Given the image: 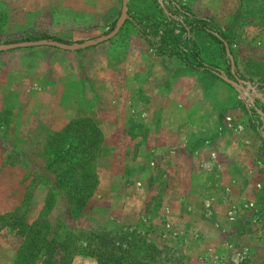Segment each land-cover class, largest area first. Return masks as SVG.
Returning a JSON list of instances; mask_svg holds the SVG:
<instances>
[{
    "label": "rangeland",
    "instance_id": "rangeland-1",
    "mask_svg": "<svg viewBox=\"0 0 264 264\" xmlns=\"http://www.w3.org/2000/svg\"><path fill=\"white\" fill-rule=\"evenodd\" d=\"M6 1L0 0V6ZM117 1V5L109 3L110 7L106 3L83 0H8L7 20L12 26H0V43L36 39L77 43L95 38L112 29L120 9V0ZM172 1L179 6L177 10L168 0H129V3L126 1L125 14L144 31H148L150 22L156 25L155 39L159 35L164 36L170 48L187 54L189 60H192L189 50L199 52L202 60L213 67L202 70V84L215 81L227 85L242 112L234 116L249 133L223 134L217 143L211 145L212 148L208 146L197 157L191 151L188 156H175L179 160L161 162L162 155L151 150L155 139L150 134L153 127L148 130L142 108L138 107L145 101V95L137 91L138 105H134V110L113 113L112 100L105 99L109 102L105 105L98 97L99 89L106 95H112L113 91L108 92L104 83L85 75L82 70L81 76L68 83L66 93L79 99L76 104L78 114L90 117L97 126L99 119L104 121V132L113 139L110 148L100 150L95 161L98 181H112L108 174L113 169L109 165L126 162L119 170L122 181L124 179V183L131 184L135 181L142 184L152 182L155 193L145 204L144 201L140 203L141 195L134 190L124 196L128 197L124 201L113 197L104 201L98 197V190L92 193L81 214L70 219L67 216L68 205L61 193L46 183H51V177L46 175L43 180L35 175L45 161L44 143L55 132L51 128L55 117L59 116V111L52 104L41 105L44 100L38 94L42 92L38 88L42 82L34 68L40 62L44 65L41 71H48L49 64L47 56L36 52L38 48L59 52L58 48L24 47L30 49H17L25 52L17 57L0 53V67L8 69L9 78L13 81H5L12 85V90L0 92V143L8 152L0 165L5 167L2 172L0 168V214L13 210L25 199L24 208L30 210L35 206L38 215L43 204L34 196L36 192L41 195L44 192L49 196L48 210L44 214L49 224V237L61 239L66 230L103 228L111 232H126L124 229L133 228L159 249L160 252L151 256V264H264V0ZM158 3L169 8L174 20L165 19ZM38 14L53 24L49 35L32 33L29 28L17 29L18 22L29 26L41 23L43 20L36 18ZM186 14L207 19L209 30L216 36L220 34L225 44L224 53L204 34L193 35L200 51L197 46L196 49L190 47L193 40L190 38L188 43L178 25V21L188 22ZM146 17L149 21L143 20ZM4 20V14H1L0 25ZM170 34L175 35L173 44ZM29 50L33 53L28 55L26 52ZM81 50L84 49L75 52L80 53ZM173 62L181 67L179 59ZM25 65L31 67L27 69ZM108 79L107 84L113 89V76ZM125 79L127 82L128 78ZM225 79H237L241 90ZM16 94L19 98L15 100ZM122 94L126 95L127 91L123 90ZM40 100L43 101L37 102ZM16 102L22 106L18 112L14 106ZM20 117L25 120L21 124L15 122ZM154 128L157 129L156 125ZM121 140L126 142L123 151ZM195 146V141L189 144L190 148ZM169 162L175 169L166 172L160 165ZM17 163H21L19 167ZM187 165L190 166L191 194L189 191L184 194V188L175 185L182 182ZM211 191L218 199L216 203L210 201ZM176 198L180 201L172 204ZM177 208L180 219H176ZM27 220L32 219L27 217ZM208 228L209 234L204 232ZM19 243L14 225L8 224L0 230V264H11ZM132 255L144 259L137 253L132 252ZM71 264L96 263L87 256H74Z\"/></svg>",
    "mask_w": 264,
    "mask_h": 264
},
{
    "label": "crops",
    "instance_id": "crops-1",
    "mask_svg": "<svg viewBox=\"0 0 264 264\" xmlns=\"http://www.w3.org/2000/svg\"><path fill=\"white\" fill-rule=\"evenodd\" d=\"M83 1H93L97 4L106 3L107 5L109 3L112 5L118 4L117 0ZM126 1L129 3V0ZM7 5L8 0L6 4L2 3L0 6V15L4 14L5 18L0 25L1 28H4V26H12L10 22L8 24L7 20ZM158 7H160L167 20L173 19V14L168 10V7L165 8L160 3H158ZM19 11L20 10H17V12ZM36 18L38 20H43L41 14H38ZM146 18L143 20L149 21L148 18ZM21 23L19 24L18 22L17 29L29 28L32 33L42 32L49 35L54 28L53 24L51 22L49 24L46 19L41 23L36 22L30 26L29 24L24 25ZM19 25L22 26L19 27ZM147 26L149 27V24ZM173 27L172 25V28ZM36 29H38V31H36ZM138 30L141 31L142 29L139 28V25L135 23L131 17L126 15L125 20L113 37L103 41L101 44H95L96 46L91 48H84L80 53L62 49H58L57 51L59 52H54L46 48H38L39 50H37L38 52H36V54H44L47 56L49 70H44L42 72L41 66L44 65L40 62L37 67L34 68V71H38V76L40 78L38 80L42 82L41 88H38V90L42 92L38 94H40L44 100V102H42L43 100L37 102H42L41 105L43 106H45V103H50L59 111V116L55 117L54 125L51 128L52 132L59 130L70 118H72V116L78 114V105L76 104L79 102V99L70 97L66 92L68 83L72 82L78 76H81L82 70H84L85 75L96 78L98 82L104 83L108 92H110V90L113 91L112 95H106L104 92H100V89L98 93V97H100L103 104H109L105 99L112 100L111 102L114 105L113 113H116V111H118L117 113H124L125 109L134 110V108H136L134 105H138V101L136 100L137 91L145 95V101L142 103L140 102L141 104L138 107L142 108L144 123L148 127V130L150 131L151 127H153V132H150V134H153L155 139L152 143L154 148L152 147L151 150L154 153H160L162 155L161 162L165 160L169 161V159H178L175 156H179L180 154L183 157L188 156L191 151H194L197 157L201 154L203 149H207L208 146L212 148L211 145L217 143V141L222 138L223 134L249 133L246 128L243 129L236 117L241 115L242 112L237 102H235L231 96V91L227 85L215 81H204L205 83L202 84L201 80L204 76H202L201 69L188 68L183 62L181 63V67L176 66V63L173 62L174 59L178 60L176 57L155 54L147 41L140 37ZM174 30L177 29L174 28ZM181 32L186 35L189 40L190 38L193 40L191 42L193 49H196V46L198 50L201 49L196 43L195 38H193V35L202 34L201 32L196 29H189L186 32ZM169 45L170 43H167L168 47H170ZM17 49L22 48L4 50V52L0 51V53H6L5 56L10 57L21 56L25 53L18 52ZM26 53L29 55L33 52L29 50ZM199 57L201 58L200 55ZM202 61L206 63L204 60ZM30 67L29 65H25L24 68L28 69ZM0 68V73L3 72L2 79H0V81H2L0 83V92L6 91L7 89L12 90V85L5 82L11 81L13 83L12 79L9 78L8 69H4L2 65ZM111 75L113 76V80L111 81L113 89L107 84L110 81L108 78ZM125 77L128 78L127 82ZM124 84L127 86L124 87ZM123 90L127 91L126 95L122 94ZM18 96L19 95L16 94L14 99H18ZM14 106L16 107V112L19 111V107H22L17 104V102ZM78 115L83 116L85 114L81 113ZM24 121L22 117L16 118L15 120V122L19 124ZM98 122V127L102 134L101 150H104L103 148H110L109 145L112 143L113 139L110 134H105L104 132L105 122L101 119H99ZM154 125H156V130ZM117 135L120 136V139L122 138L120 134ZM193 141L196 142V146L190 148L189 144L193 143ZM125 144V140L120 141L122 151ZM6 153L8 152L3 149L0 143V165H2ZM207 153L214 154V152ZM169 163L160 165V167L166 172L171 171L173 168L175 169V166L171 165L172 162ZM20 164L21 163H17L16 166L19 167ZM125 164L126 162L120 164L113 162L110 164L109 167H112L113 172H109L110 174L108 175H110L112 181H98L94 193L99 190L98 197H101L104 201L108 197L123 198L122 201H124L128 198H124V196H127L129 191L134 190L141 195L140 199L142 200H140V203L144 201L146 204L155 193L154 184L152 182L142 184L141 181H135L132 184L124 183L125 180L123 179L122 181L119 170ZM0 168L1 172L5 169L3 166H0ZM185 169L187 173L184 172L186 175H183L182 182L175 185L184 188V194H186V191H189L191 194L192 187L189 178L190 166L187 165L184 167V170ZM221 169L224 170L223 168ZM169 182L171 181L169 180ZM37 189H40L39 186ZM101 194L104 195L101 196ZM209 195L211 203H216L218 199L215 198V194L211 191ZM43 196L44 192L42 195L36 192V196L34 197H36L37 202L42 203ZM179 201L180 199L176 198L171 203L176 205ZM34 207L27 212V217L30 219L36 216L37 212L35 211L38 208ZM123 209L125 208H122V210ZM177 211L176 219H180L179 208H177ZM209 228L207 231L204 230V232L209 234ZM92 260L94 261V259Z\"/></svg>",
    "mask_w": 264,
    "mask_h": 264
},
{
    "label": "trees",
    "instance_id": "trees-1",
    "mask_svg": "<svg viewBox=\"0 0 264 264\" xmlns=\"http://www.w3.org/2000/svg\"><path fill=\"white\" fill-rule=\"evenodd\" d=\"M168 1L172 3L174 9L179 8L172 0ZM185 17L188 22L178 21L180 30L186 32L189 29H196L219 45V50L224 53L220 34L216 36L209 30L205 17L191 14H186ZM157 30L156 25H152L151 22L148 31L138 30L140 37L147 41L155 54L174 56L191 68L201 70L213 68L202 61L199 52L189 50L192 58L189 60L187 54L175 52L168 47L164 36L159 35L155 39ZM169 39L172 44L175 43V35L170 34ZM184 39L189 43L187 36ZM101 142L102 134L94 120L88 116H77L70 118L44 143L42 151L45 161L39 173L35 175H39L43 180L46 175L51 177V183H46L61 193L68 205L67 216L70 219L81 214L96 188L98 177L95 161L100 154ZM48 197L44 194L42 208L31 221L26 217L29 210L24 208L25 199L13 210L0 214V230L8 224L14 225L20 240L11 264H71L74 256L90 257L96 264H151V256L160 252L153 242L138 235L133 228L124 229L126 232L121 230L111 232L103 228L66 230L61 239L49 237V224L44 215L49 206ZM132 252L144 259L134 258Z\"/></svg>",
    "mask_w": 264,
    "mask_h": 264
},
{
    "label": "water",
    "instance_id": "water-1",
    "mask_svg": "<svg viewBox=\"0 0 264 264\" xmlns=\"http://www.w3.org/2000/svg\"><path fill=\"white\" fill-rule=\"evenodd\" d=\"M125 7H126V0H120L119 14L114 21V25L112 29L108 33L97 36L95 38L83 40L77 43H62L60 41L53 40V39H36V40L16 41V42H10V43H0V51L14 49V48L33 47V46H52V47L62 49V50L76 51V50L84 49L88 46H93L95 44H98L100 42H103L113 37L116 34L120 25L123 23V21L126 18ZM225 81L234 86H237L238 89L240 90L242 88L239 84L236 83L237 79L235 80L225 79Z\"/></svg>",
    "mask_w": 264,
    "mask_h": 264
},
{
    "label": "built area",
    "instance_id": "built-area-1",
    "mask_svg": "<svg viewBox=\"0 0 264 264\" xmlns=\"http://www.w3.org/2000/svg\"><path fill=\"white\" fill-rule=\"evenodd\" d=\"M251 107V106H250Z\"/></svg>",
    "mask_w": 264,
    "mask_h": 264
}]
</instances>
